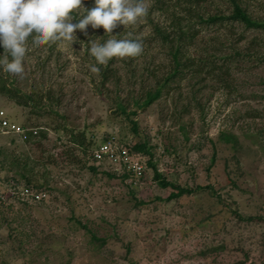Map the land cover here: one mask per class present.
<instances>
[{"label": "rangeland", "instance_id": "1", "mask_svg": "<svg viewBox=\"0 0 264 264\" xmlns=\"http://www.w3.org/2000/svg\"><path fill=\"white\" fill-rule=\"evenodd\" d=\"M234 1L260 27L206 23L228 17L229 0H145L148 14L136 25L118 24L109 35L89 25L71 45L30 40L22 77L0 68V78L29 98L24 106L0 95V107L38 130L28 142L0 136V151L38 162L37 192L47 194L31 201L25 189L36 190L0 169L4 194L13 187L21 194L0 205V264H264V0ZM94 3L83 0V8ZM72 15L78 23L87 11ZM156 29L170 39L179 29L190 35L175 41L180 66L166 83L172 44ZM128 33L143 53L91 71V41ZM163 84L156 101L138 107ZM108 137L146 144L140 187L91 161ZM148 161L167 182L206 188L168 201L171 189L154 180Z\"/></svg>", "mask_w": 264, "mask_h": 264}, {"label": "clouds", "instance_id": "2", "mask_svg": "<svg viewBox=\"0 0 264 264\" xmlns=\"http://www.w3.org/2000/svg\"><path fill=\"white\" fill-rule=\"evenodd\" d=\"M149 5L145 0H95L90 10L83 8V0H0V46L4 55L0 57V68L12 76L22 77L23 61L28 51L29 41L34 46L76 40L75 32H85L91 25L93 29L102 27L109 35L117 27L136 25L148 14ZM83 9L87 15L78 23H72L73 13ZM115 36L103 44L91 41L89 55L96 64L91 66L94 73L100 72V66H107L113 58H135L143 53V42ZM11 57V60L9 59Z\"/></svg>", "mask_w": 264, "mask_h": 264}, {"label": "trees", "instance_id": "3", "mask_svg": "<svg viewBox=\"0 0 264 264\" xmlns=\"http://www.w3.org/2000/svg\"><path fill=\"white\" fill-rule=\"evenodd\" d=\"M231 7H232V11L231 14L228 17H209L206 20V23H215V22H219V21H224V20H230V21H236L241 23L245 28H258L260 27V24L254 22L253 20L250 19V17L247 15V13L245 12V10L234 0H229ZM159 39L162 42H169L172 45V57H173V64H174V69L172 71L171 74H168L166 79H165V83L172 80L175 75L178 72V68L180 66V46L175 45V41L179 42L183 40V38H190V35H188V31H184L183 29H179L178 34H176V36L174 38L170 39V35H168L166 32H163L160 29H156L155 30ZM165 84H163L161 87L156 88L154 91L152 92H147L145 94L144 100L143 102L138 105V107L145 108L149 105H151L154 101H156L160 96H161V91L162 88L164 87ZM0 95L8 98L9 100H12L14 102H16L19 105H24L26 106L29 103V98L28 97H23L21 96L20 92L10 86L7 85L6 82H4L1 78H0ZM132 125L135 126L136 124L134 122H132ZM134 132H136V130L134 129ZM41 133L40 139H43L45 137V134L43 132H39ZM31 138H29L27 141L28 142ZM38 146H40L38 143L36 144ZM132 151H134L136 154H149V150L147 149V146L145 143H136L134 145L131 146ZM23 156H16L14 153H6V151H0V169L1 170H7L14 174V176L11 177V179L14 180V182L20 183V181H23L25 186L32 189V190H39L43 184H39L38 183V179L36 178V174L34 173L35 168L37 167V163L36 161L31 162L29 160L28 157L25 158H21ZM90 157V155H89ZM147 164L149 165V167L152 170L153 173V178L155 181L158 182V184L164 188H170L171 192L169 194V196L166 198V200L170 201L173 199H177L179 197H182L184 195H190L196 191L199 190H203L206 187H201V186H196L195 188H188V187H182L180 185L177 184H173L171 182H167L162 176L161 174H159V172L157 171V169L155 168V166L148 161ZM7 167V168H6ZM89 170L91 172H96V167L94 166H90ZM107 176L109 177H113L118 176L125 184H126V179L128 178L127 175L121 174V175H117L116 173L112 172V173H105ZM36 178V179H35ZM10 178H7V180H9ZM20 180V181H19ZM131 187V186H130ZM14 189L12 190L15 194L13 196H11V194L8 192L6 193L7 198H13V199H17L18 201L21 199V195L20 192L18 191V189L16 187H13ZM132 188V187H131ZM0 205H2V203H0ZM12 208L11 205L7 206V209ZM240 217V216H238ZM241 219V218H240ZM246 221H252L255 220L254 217H247L246 219H244ZM93 239L96 240L95 236H92Z\"/></svg>", "mask_w": 264, "mask_h": 264}, {"label": "built area", "instance_id": "4", "mask_svg": "<svg viewBox=\"0 0 264 264\" xmlns=\"http://www.w3.org/2000/svg\"><path fill=\"white\" fill-rule=\"evenodd\" d=\"M37 128L26 127L14 123L5 111L0 107V136H16L22 142L29 138L37 136ZM90 159L97 165H105L117 175H127L126 183L132 188L140 187L145 179V165L141 162L138 154L132 151L131 146L125 142H120L115 137H108L99 143L91 152ZM11 196L15 193L9 192ZM21 195V194H20ZM25 195H29L33 202H40L47 198L46 192L28 191L25 189ZM8 199L6 194L0 188V203Z\"/></svg>", "mask_w": 264, "mask_h": 264}]
</instances>
